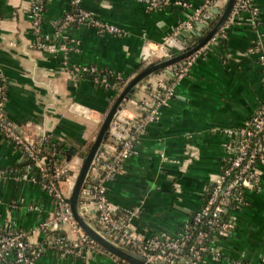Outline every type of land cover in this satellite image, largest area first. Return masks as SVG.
<instances>
[{
	"label": "crops",
	"instance_id": "obj_1",
	"mask_svg": "<svg viewBox=\"0 0 264 264\" xmlns=\"http://www.w3.org/2000/svg\"><path fill=\"white\" fill-rule=\"evenodd\" d=\"M215 1L168 0V5L152 9L145 0H84L80 7L119 30L112 32L85 23L64 25V17L76 11L73 0H47L42 27L49 40L44 48L37 46L31 25L33 0H0V71L7 116L34 141L51 136L64 141L68 150L77 145V155L59 162L69 165L70 174L78 173L86 147L120 90L110 86V80L106 86L75 69L95 66L126 85L148 63L142 57L147 44L160 48L169 38L181 43L177 34L192 27L200 15L202 21L217 18L211 8L221 6ZM159 53L165 56L164 50ZM261 55L264 0H250L248 9L232 12L220 33L193 56L184 77L163 70L138 88H155L164 73L173 92L136 138L119 174L107 182L114 210L140 211L130 221L135 233L146 239L175 235L202 207L207 185L222 171L230 132L241 128L264 102ZM133 99L126 107L136 112ZM26 160L0 132V167ZM47 161L44 158L42 165ZM260 174V184L245 192L244 204L230 205L234 224L220 241L221 254L208 255L200 264H264V166ZM55 207V198L42 183L11 176L0 179L1 227L32 231ZM43 239L40 230L31 232V242ZM38 264L120 261L102 250L64 257L46 249Z\"/></svg>",
	"mask_w": 264,
	"mask_h": 264
},
{
	"label": "built area",
	"instance_id": "obj_2",
	"mask_svg": "<svg viewBox=\"0 0 264 264\" xmlns=\"http://www.w3.org/2000/svg\"><path fill=\"white\" fill-rule=\"evenodd\" d=\"M83 1L73 0L72 3L77 6L76 11L69 12L64 17V25L77 22L99 30L119 31L116 27L102 23L80 7ZM226 1L216 0L214 4H219L221 6L219 8H222ZM46 2L47 0H33L29 15L36 34L37 46L44 48L48 47L46 42L49 40L42 27ZM145 2L152 9L169 4L168 0H145ZM249 6L250 0H237L233 12L248 9ZM168 46L176 50L183 47L181 43L169 38L160 48L158 46L153 48L152 45L147 44L142 57L146 62H150L154 56H160L159 52ZM194 60L192 56L172 65L169 70L176 78H182L188 73ZM261 60L264 64V55H261ZM75 71L82 75L100 72L95 66L77 67ZM4 80L0 71V132L24 152L26 158L34 163L33 168H39L40 176L45 180L42 182V179L32 175L30 167L26 171L16 172L0 167V179L11 176L40 182L55 198L56 207L53 214L32 231L24 228L5 229L0 226V264H38L39 258L46 249L55 250L64 257L84 256L92 249L106 251L90 239L75 219L67 202L77 173L70 174L67 163L42 157L40 141L25 136L18 124L7 116ZM165 80L163 73L155 88L139 89L135 93L136 96L132 98L137 108L136 112H131L126 105L119 111L105 147L93 164L87 187L81 194L80 206L88 220L94 219L100 232L117 244L143 255L152 264H200L205 259L203 256L205 254L215 257L221 254L220 241L228 235L234 224L232 215H229L230 205H243L245 192L257 187L261 182L260 167L264 166V102L241 128L230 132L222 171L207 185L204 203L192 216V221L195 223L204 224L210 230L217 228L218 232L213 233L212 238L205 230L193 234L196 226H192L187 221L175 235L157 234L146 239L135 233L130 223L140 211L137 209L119 213L114 210L107 195V182L119 174L125 160L133 153L136 138L157 118L159 107L172 96V85L169 86ZM95 81L109 86L106 76L95 78ZM122 88L123 85L119 90ZM44 158L48 161L42 165ZM223 215H226L225 219ZM36 230L44 234L42 243L35 244L30 240L31 232ZM108 254L119 260L120 264H130L110 252Z\"/></svg>",
	"mask_w": 264,
	"mask_h": 264
},
{
	"label": "water",
	"instance_id": "obj_3",
	"mask_svg": "<svg viewBox=\"0 0 264 264\" xmlns=\"http://www.w3.org/2000/svg\"><path fill=\"white\" fill-rule=\"evenodd\" d=\"M237 0H227L222 8L214 7L211 11L217 15L216 19L212 17H205L202 21L203 15H200V20H196L195 24L189 29H185L177 34L178 40L181 41L182 48L179 50L173 48H165V56H154L137 74H135L127 84L119 91L116 98L113 100L111 106L104 114V118L100 123L95 139L86 147L85 155L82 158L78 173L75 179L74 187L67 202L70 204L74 217L88 234L90 239L95 241L98 245L104 248L119 258L129 262L130 264H152L143 255L136 251L129 250L107 237L99 231L83 214L80 200L84 188L87 187V180L92 170L93 164L99 153L104 149L108 140L112 125L119 111L126 105L138 88L144 86L145 81L152 75L158 74L165 70L171 74L169 68L187 58L194 56L198 51L203 49L225 26ZM202 29L205 32H202ZM70 142L74 140L69 138ZM79 147L72 145L68 150L67 159L71 160L73 156L77 155Z\"/></svg>",
	"mask_w": 264,
	"mask_h": 264
},
{
	"label": "trees",
	"instance_id": "obj_4",
	"mask_svg": "<svg viewBox=\"0 0 264 264\" xmlns=\"http://www.w3.org/2000/svg\"><path fill=\"white\" fill-rule=\"evenodd\" d=\"M90 76H92L94 79L99 78V77H103V76H108V80L111 81L110 86H112V87H118L119 88L122 85H124V83H126L125 81H122V80L117 79V78L113 79L112 78L113 76L106 74L102 71L97 72L95 74H92ZM40 147L42 148V153H41L42 157H48V158L59 160V159H63L65 156L68 155V149L66 147V143L64 141L58 140V138L47 136L46 138L41 139ZM53 153H56V155L52 157ZM33 166H34V163L31 160L27 159L23 164L14 165V166L6 167V168L11 170L12 172H16V171H26L30 167V173L32 175L38 177L39 179H42L40 176L41 171L39 170V168H33ZM44 180L45 179H42V182H44ZM123 212H125V211H123ZM123 212H119V213H123ZM225 218H226V215H223V219H225ZM89 221L92 222V224L95 227L99 228V226L95 223V221L93 219H90ZM189 223L192 226H196V228L193 229V234H196L199 230H205V231L209 232L210 238H212L211 235L213 233L218 232L217 228L210 230L209 227L205 226L204 224L195 223L194 221H192V218L189 220ZM205 253H207V252H205ZM203 256L205 258L206 256H208V254L207 255L205 254Z\"/></svg>",
	"mask_w": 264,
	"mask_h": 264
},
{
	"label": "bare ground",
	"instance_id": "obj_5",
	"mask_svg": "<svg viewBox=\"0 0 264 264\" xmlns=\"http://www.w3.org/2000/svg\"><path fill=\"white\" fill-rule=\"evenodd\" d=\"M151 50H148V52H150Z\"/></svg>",
	"mask_w": 264,
	"mask_h": 264
},
{
	"label": "rangeland",
	"instance_id": "obj_6",
	"mask_svg": "<svg viewBox=\"0 0 264 264\" xmlns=\"http://www.w3.org/2000/svg\"><path fill=\"white\" fill-rule=\"evenodd\" d=\"M124 86H125V85H124ZM124 86H123V87H124ZM103 118H104V117H103ZM101 122H102V121H101Z\"/></svg>",
	"mask_w": 264,
	"mask_h": 264
}]
</instances>
